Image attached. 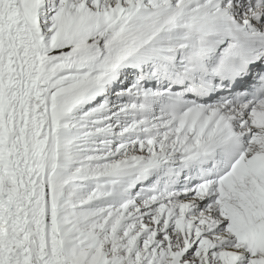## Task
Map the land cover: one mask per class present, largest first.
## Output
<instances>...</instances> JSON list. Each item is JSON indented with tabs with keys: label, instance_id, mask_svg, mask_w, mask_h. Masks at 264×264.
Segmentation results:
<instances>
[{
	"label": "snow or ice",
	"instance_id": "snow-or-ice-1",
	"mask_svg": "<svg viewBox=\"0 0 264 264\" xmlns=\"http://www.w3.org/2000/svg\"><path fill=\"white\" fill-rule=\"evenodd\" d=\"M0 264H264V0H0Z\"/></svg>",
	"mask_w": 264,
	"mask_h": 264
}]
</instances>
